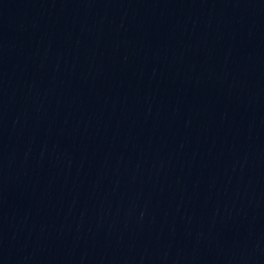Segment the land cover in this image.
Returning <instances> with one entry per match:
<instances>
[{"label":"water","instance_id":"obj_1","mask_svg":"<svg viewBox=\"0 0 264 264\" xmlns=\"http://www.w3.org/2000/svg\"><path fill=\"white\" fill-rule=\"evenodd\" d=\"M0 264H264V0H0Z\"/></svg>","mask_w":264,"mask_h":264}]
</instances>
